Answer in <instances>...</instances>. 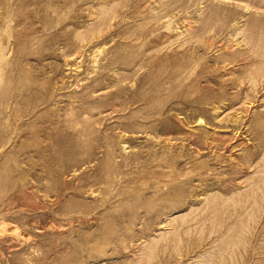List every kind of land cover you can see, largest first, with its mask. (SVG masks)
Here are the masks:
<instances>
[{
    "label": "rangeland",
    "instance_id": "rangeland-1",
    "mask_svg": "<svg viewBox=\"0 0 264 264\" xmlns=\"http://www.w3.org/2000/svg\"><path fill=\"white\" fill-rule=\"evenodd\" d=\"M0 264H264V0H0Z\"/></svg>",
    "mask_w": 264,
    "mask_h": 264
}]
</instances>
